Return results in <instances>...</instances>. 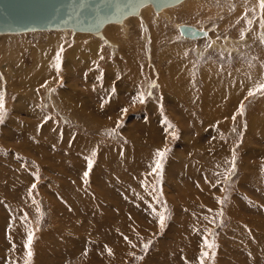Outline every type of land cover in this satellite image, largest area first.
I'll return each mask as SVG.
<instances>
[{
    "label": "rangeland",
    "instance_id": "obj_1",
    "mask_svg": "<svg viewBox=\"0 0 264 264\" xmlns=\"http://www.w3.org/2000/svg\"><path fill=\"white\" fill-rule=\"evenodd\" d=\"M192 1L110 36L0 33V264H264V0ZM171 45L190 47L161 58ZM207 61L220 73L194 82Z\"/></svg>",
    "mask_w": 264,
    "mask_h": 264
},
{
    "label": "water",
    "instance_id": "obj_2",
    "mask_svg": "<svg viewBox=\"0 0 264 264\" xmlns=\"http://www.w3.org/2000/svg\"><path fill=\"white\" fill-rule=\"evenodd\" d=\"M180 0H0V33L72 28L98 31L109 21H120L136 13L141 3L151 2L156 8ZM182 35L198 37L203 30L181 25Z\"/></svg>",
    "mask_w": 264,
    "mask_h": 264
},
{
    "label": "bare ground",
    "instance_id": "obj_3",
    "mask_svg": "<svg viewBox=\"0 0 264 264\" xmlns=\"http://www.w3.org/2000/svg\"><path fill=\"white\" fill-rule=\"evenodd\" d=\"M181 1V4H180V9H179V11L182 9V11H183V13L184 12H186V10H189V7H188V4L189 5H192V7H193V5H194V2L192 1V0H180ZM259 1V0H258ZM148 3H150V2H146V3H141L138 7H137V11H136V13H133L134 14V17L135 16H139L140 18H139V20H140V26H143V25H146V24H149L148 23V21H149V19L147 18V16H146V14H145V11H144V9L145 10H149V6L147 5ZM178 3V2H177ZM260 3V2H259ZM153 4V3H152ZM151 4V5H152ZM176 4V3H175ZM174 5V4H173ZM259 5V4H258ZM154 6V5H153ZM171 6V5H170ZM164 7H168V6H164ZM164 7H161V8H156L155 6H154V8H155V10L157 11V13H156V16H155V19H157V18H160V17H163L164 19H167V20H171V19H173L172 18V16H174V15H176V13L174 12V14H173V10L172 11H170L168 8H167V10H166V8H164ZM177 7V6H176ZM259 7H262V6H260L259 5ZM163 8H164V10H163ZM264 8V7H263ZM162 9V10H161ZM262 9V8H261ZM154 11V10H153ZM152 11V12H153ZM172 12V13H171ZM133 14H129V15H133ZM137 14V15H136ZM185 14V13H184ZM127 16V15H126ZM185 16H186V14H185ZM184 16V17H185ZM133 18V17H132ZM129 18H126L125 16L120 20V21H117V23H120L121 24V26L120 25H118V26H111L110 24L112 23V22H116V21H109V22H107V23H104L100 28H99V30L98 31H82V30H75L74 29V31L75 32H77V33H79L80 35H94V34H102V33H105V34H107L108 36H110V30H112V29H115V27L117 28V27H121V28H125L126 30H127V28H126V26H127V22L128 21H130V20H128ZM174 20V19H173ZM253 20V19H252ZM264 20V19H263ZM157 21V20H156ZM251 22V21H250ZM173 23V22H172ZM202 23V22H201ZM178 24V23H177ZM181 25H187V26H190V27H194V28H196V29H198V30H203V31H205L206 32V34L205 35H203V36H198V37H189V36H185V35H182V33L180 32V30H179V27L181 26ZM202 26H204V24H201ZM144 27V26H143ZM174 27V26H173ZM177 28H178V31H179V34H180V37H181V39L182 40H187V39H189V40H195V39H202V38H206L208 41H210V44H211V47H213V48H216V49H219V50H223V49H225V50H231L230 49V46L231 45H229V44H232V42H234V43H236L237 42V39H235V40H231V38H229V37H226V36H224L223 35V37L222 36H220V34L218 33V35H216V36H213L212 37V35H211V33H210V31L209 30H207V29H205V28H199V27H196V26H194V25H189V24H179L178 26H177ZM249 28V27H248ZM250 28H251V26H250ZM212 29V28H211ZM214 29V28H213ZM216 29H218V27H216ZM246 29V28H245ZM125 30V31H126ZM143 30V29H142ZM219 30V29H218ZM250 30V29H249ZM249 30L247 29V30H245V31H242V33L244 34V33H248L249 32ZM36 30H34L33 31V33L35 32ZM56 31V30H55ZM61 31H62V29H61ZM63 31H67V30H64L63 29ZM220 31V30H219ZM262 31V30H261ZM26 32V31H25ZM127 32V31H126ZM150 32V31H149ZM252 32V31H251ZM22 33V32H21ZM94 33V34H93ZM128 33V32H127ZM142 33H143V31H142ZM217 33V32H216ZM151 34V33H150ZM149 34V35H150ZM100 35H98V37H101ZM127 35V34H126ZM95 36V35H94ZM147 36V34H145V37ZM246 37V34L245 35H243V37ZM49 37V36H48ZM82 37V36H81ZM87 37V36H86ZM249 37L251 38V36L249 35ZM94 38V37H93ZM185 38V39H184ZM59 39V38H58ZM85 39V38H84ZM103 40L105 39V37H103L102 38ZM153 38L152 37H150V41H151V43L152 44H154V42L156 41V39H155V41H154V39L152 40ZM48 40H51V41H54V37H52V36H50V38L48 39ZM81 40V39H80ZM88 40H89V38H88ZM95 41L96 40H98V39H94ZM147 40V39H146ZM241 40V39H240ZM252 40V39H251ZM79 41V40H78ZM77 41V42H78ZM91 41V40H90ZM171 41V40H170ZM239 41V40H238ZM249 41H250V39H248V37L247 38H244L243 40H241V41H239V42H237V43H241V44H248L249 43ZM57 42V41H56ZM106 42V41H105ZM108 42V41H107ZM251 42V41H250ZM79 43H80V41H79ZM78 43V44H79ZM84 43H86L85 41H84ZM63 45V44H62ZM94 45V44H93ZM237 45V44H236ZM59 46V45H58ZM88 45H86V47H87ZM112 46V45H111ZM198 46V45H197ZM56 47V46H55ZM85 47V46H84ZM154 47V46H153ZM190 46H185V47H181V46H179V45H171V46H169V48L168 49H166L168 52H165V51H162L161 52V54H160V57L161 58H164V56H166V57H169V56H174V58H175V55H177V53L178 54H180V58H182V53H185L186 51H187V49L189 48ZM210 47V48H211ZM92 48H94V49H96V50H99L100 51V49H99V47L97 46V45H94V46H92ZM197 48V47H196ZM198 48H200L199 46H198ZM232 48V47H231ZM206 49V48H205ZM41 50V49H40ZM87 51H89V50H87ZM93 51V50H92ZM72 52V51H71ZM70 52V53H71ZM202 52V51H201ZM69 53V52H68ZM69 53V54H70ZM95 53V52H94ZM228 53H230V52H228ZM79 54V53H78ZM81 54V53H80ZM79 54V55H80ZM71 55V54H70ZM73 55V54H72ZM76 55V54H75ZM85 55V54H84ZM95 55V54H94ZM101 57H102V55H101V53L99 54ZM68 56V55H67ZM158 56V55H157ZM72 57V56H71ZM74 57V56H73ZM72 57V58H73ZM78 57V56H77ZM98 57V56H97ZM159 57V56H158ZM160 58V59H161ZM39 59V58H38ZM75 59V58H74ZM168 59V58H167ZM171 59V58H170ZM96 60V59H95ZM98 60V59H97ZM102 60V59H101ZM104 61H105V59H104ZM38 62V61H37ZM116 62V61H115ZM40 63V62H39ZM102 63V62H101ZM105 63V62H104ZM103 63V64H104ZM107 63V65H109L108 64V62H106ZM173 63V62H172ZM40 65V64H39ZM105 65V64H104ZM174 65V64H173ZM191 65H193V64H191ZM190 65V66H191ZM105 67V66H104ZM168 69H170L171 68V66H170V64H167V66H166ZM23 68V67H22ZM75 68V67H74ZM194 68V67H193ZM204 68V67H203ZM210 68V67H209ZM208 68V69H209ZM68 69V68H67ZM79 69V68H78ZM98 69H100V68H98ZM102 69V68H101ZM119 69V68H118ZM201 69V68H200ZM212 69V68H211ZM76 70V69H75ZM85 70V69H84ZM84 70H82V71H84ZM204 70V69H203ZM206 70V69H205ZM213 70H214V68H213ZM216 70V69H215ZM114 71H116V70H114ZM113 71V72H114ZM200 71V70H199ZM202 71V70H201ZM208 71H210V69L208 70ZM35 72V71H34ZM37 72V71H36ZM88 72V71H87ZM92 72V71H91ZM90 72V73H91ZM97 72H99V71H97ZM101 72V71H100ZM119 72H120V70H119ZM137 72V71H136ZM207 72V71H206ZM213 71H210V73H205V77H211V76H217L219 73H220V71L217 73V75H215V72H213ZM236 71H235V69H234V73H235ZM89 73V74H90ZM104 73V72H103ZM121 73V72H120ZM84 74V73H83ZM93 74H94V72H93ZM91 75V74H90ZM15 76V75H14ZM22 76V75H21ZM39 76V75H38ZM88 76V75H87ZM170 76V75H169ZM169 76L167 77V80H168V78H169ZM93 77V76H92ZM19 78V77H18ZM19 80V79H18ZM38 80V79H37ZM170 80V79H169ZM171 81H172V79H171ZM34 82H35V80H34ZM25 83H26V81H25ZM166 83V85L167 86H171V85H173V81H172V83H167V82H165ZM21 84V83H20ZM19 84V85H20ZM34 85V84H33ZM97 85V84H96ZM93 86V85H92ZM133 86V85H132ZM160 86H161V84H160ZM163 88H165V84H163ZM177 86H178V84H177ZM104 87H105V85H104ZM162 87V86H161ZM169 88H171V87H168V89ZM20 90V89H19ZM96 90V89H95ZM101 91H103V89H101ZM105 91V90H104ZM132 91H133V89H132ZM100 92V91H99ZM50 96V95H49ZM107 101V100H106ZM138 102V101H137ZM22 104V103H21ZM221 115V114H220ZM224 116H221L220 118L222 119ZM225 118V117H224ZM158 147V146H157ZM122 149V148H121ZM157 150H158V148H157ZM116 153V152H115ZM259 209V208H258ZM259 223V222H258ZM104 258H105V256H104ZM102 259V258H101ZM83 264V263H82Z\"/></svg>",
    "mask_w": 264,
    "mask_h": 264
},
{
    "label": "snow or ice",
    "instance_id": "obj_4",
    "mask_svg": "<svg viewBox=\"0 0 264 264\" xmlns=\"http://www.w3.org/2000/svg\"><path fill=\"white\" fill-rule=\"evenodd\" d=\"M57 59H59V53H57ZM252 94L253 93H250V95H252ZM140 102L141 103L144 102L142 96H141ZM122 111H126V110L122 109ZM5 114H6V112H5L4 102H3V99L0 98V123L3 122V117ZM233 119H235V115L233 116ZM156 155L162 159L165 156V152L164 151H158ZM89 167H91V162H89ZM159 168H160V163H159V161H157L155 168L153 169V172L157 171ZM83 175H84V177H87L89 175L88 171H85ZM225 179H227V177H225ZM35 187H36V184L33 183L31 188L34 189ZM158 223H159L160 227L164 226V223H165V215L164 214L159 215ZM31 240H32V236H31V234H29L28 243L25 245V249H26V251H28L29 256L31 255V252L29 250ZM147 246L148 245H145V247H147ZM213 247H214V245L212 243L208 242L207 240L205 241V248L211 250ZM201 255H202V257H207L209 255V252H202ZM200 264H203V259L200 260Z\"/></svg>",
    "mask_w": 264,
    "mask_h": 264
},
{
    "label": "crops",
    "instance_id": "obj_5",
    "mask_svg": "<svg viewBox=\"0 0 264 264\" xmlns=\"http://www.w3.org/2000/svg\"><path fill=\"white\" fill-rule=\"evenodd\" d=\"M174 57V56H173ZM175 59V58H174ZM176 60V59H175ZM172 62V57H171V59L170 58H168L167 59V63L169 64V63H171ZM179 63H180V65L184 68V61H181V60H179ZM196 63V62H195ZM194 62H193V65H191V63H190V67L189 68H191V71H192V73H193V71H194V68L193 67H195V64ZM189 64V63H188ZM212 65H215L216 67H213ZM171 66V65H170ZM204 67V68H203ZM210 67V68H209ZM196 68V67H195ZM201 68V69H200ZM210 69V71H213V72H215V73H217V72H219L220 70H221V67L220 66H218L217 64H216V62H214V61H207V63L205 64V66H201V67H199V68H197V71L199 72V76H195V75H193L194 76V82L197 80L198 82L199 81H201V83H203L202 81H203V73L205 72V73H207L208 74V72L210 73V71H208L209 69ZM212 68V69H211ZM213 68H214V70H213ZM166 69L167 70H169L167 67H166ZM204 69V70H203ZM206 69V70H205ZM216 69V70H215ZM200 70V71H199ZM202 70V71H201ZM207 71V72H206ZM212 72V73H213ZM168 77V76H167ZM167 77L165 76L164 77V81L165 82H167V83H172V81H171V79H172V76L171 77H169L168 78V80H167ZM180 78H181V81H180V83L181 82H184L185 83V78H184V72H183V74L182 75H180ZM170 79V80H169ZM200 79V80H199ZM163 85V84H162ZM203 86H204V84H203ZM168 87H170V86H167V88ZM205 87H206V85H205ZM173 88H175V89H177L178 91H179V89L178 88H176V87H173ZM181 88H183L184 89V87L183 86H181ZM180 88V92L182 91V89ZM160 89H161V87H160ZM166 90V89H165ZM164 90V91H165ZM170 90V89H169ZM161 91H162V89H161ZM164 91H162V92H164ZM166 92H169L168 90L166 91ZM168 97V96H167ZM167 97H165V99L163 98V100L162 101H160V103L159 104H161V102H171L170 100H168V98ZM176 102V101H175ZM173 104H179V103H173ZM179 106V105H178Z\"/></svg>",
    "mask_w": 264,
    "mask_h": 264
}]
</instances>
